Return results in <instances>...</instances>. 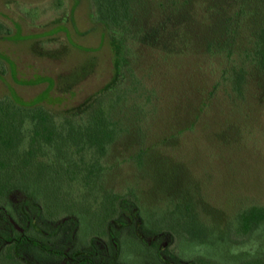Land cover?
Returning a JSON list of instances; mask_svg holds the SVG:
<instances>
[{"label": "rangeland", "instance_id": "1", "mask_svg": "<svg viewBox=\"0 0 264 264\" xmlns=\"http://www.w3.org/2000/svg\"><path fill=\"white\" fill-rule=\"evenodd\" d=\"M0 27V99L10 98L22 111L15 94L25 101L41 98L53 112L72 111L115 74L109 34L95 21L90 0H0ZM132 49V78L123 71L117 85L145 96L115 104L116 141L89 188L68 184V173L40 189L37 165L15 185L39 191L40 206L19 191L2 197L0 206L21 227L36 215L49 243L69 255L92 245L108 264H166L136 247L134 233L117 225L135 208L145 223L144 241L151 228L169 235L160 241L168 243L162 255L169 263L264 264V225L239 233L237 219L248 207L264 208L263 86L249 83L237 101L221 78L220 57L164 58ZM142 148L148 150L135 158ZM96 180L103 191L91 189ZM74 219L81 223L76 238ZM107 228L119 247L114 258ZM86 231L91 236L79 238ZM6 252L0 244V264H68L31 245L19 246L11 259Z\"/></svg>", "mask_w": 264, "mask_h": 264}, {"label": "trees", "instance_id": "2", "mask_svg": "<svg viewBox=\"0 0 264 264\" xmlns=\"http://www.w3.org/2000/svg\"><path fill=\"white\" fill-rule=\"evenodd\" d=\"M90 1L95 21L109 34L115 74L99 92L69 112L50 111L41 98L25 101L15 94L25 111L8 97L0 99V199L19 191L40 206L39 191L23 183L15 185L24 171L37 165L43 170L40 189L50 187L53 177L64 178L68 173L73 175L66 179L68 184L89 188L103 170L100 161L116 141L118 122L111 117L115 104L145 96L135 88L117 85L123 71L132 75L133 47L156 51L164 58L220 57L221 78L230 82L235 100H243L246 87L253 82L263 86L264 100V0ZM4 32L0 27V36ZM147 150L140 149L135 158ZM94 183L91 189L104 190L103 183ZM237 219L239 233L253 232L264 225V208L248 207Z\"/></svg>", "mask_w": 264, "mask_h": 264}, {"label": "flooded vegetation", "instance_id": "3", "mask_svg": "<svg viewBox=\"0 0 264 264\" xmlns=\"http://www.w3.org/2000/svg\"><path fill=\"white\" fill-rule=\"evenodd\" d=\"M23 198V203H24ZM27 203V201H25ZM25 203V204H26ZM24 205V204H23ZM23 205L21 204L18 206L19 211L22 213V216L25 215L23 210ZM137 210L135 208L133 211ZM126 217L124 223H119L117 225L120 226V228H128L130 232L134 233V245L138 247L139 249L145 248L148 250V252L152 251V256L155 257V259H158L159 261L166 263V264H173L167 262L165 257H163L162 252L168 247L167 242H160L164 237H168L169 235L163 233V231L160 232V230H153L151 227L150 234L147 236V238L144 241L145 233L142 231V228L145 227V223L143 220H140V216L137 215V213L133 212ZM14 216L12 212L10 211L7 206H0V244L7 249L6 252V258L11 259L13 256V253L15 250L21 246H32L37 248L40 253L44 254L48 257H53L57 259H61L63 263L68 264H108L105 262L102 258H98L96 251L93 250V246H90V250L82 252V251H75L72 255H69L67 253V250H60L59 247H56L54 244L49 243V239H47L49 234L45 232L44 227H38L36 225V215H33L30 218L25 217V224L24 226H19L16 224L15 220L13 219ZM74 231H73V237L76 238L77 233H80L79 230L81 228V223L79 220L74 219ZM4 224V225H3ZM59 224H62L61 222ZM57 233V232H56ZM105 239L110 241L112 243V247L114 249L113 257L117 255L119 252L118 243L115 241L116 237L114 236V233L110 230H106V232H103ZM39 238L40 240L36 238ZM76 235V236H75ZM91 236V232H87L83 235L80 234L79 238L85 239L86 237ZM98 237V236H94ZM95 238V239H96ZM169 238V237H168ZM47 239V240H46ZM170 239V238H169ZM94 240V239H93ZM55 246V247H54ZM95 248V247H94ZM177 264V263H174ZM183 264H194L193 261L191 263H183Z\"/></svg>", "mask_w": 264, "mask_h": 264}]
</instances>
